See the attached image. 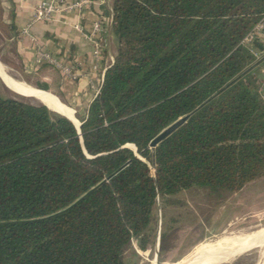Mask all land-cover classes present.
Returning a JSON list of instances; mask_svg holds the SVG:
<instances>
[{
    "label": "trees",
    "instance_id": "trees-1",
    "mask_svg": "<svg viewBox=\"0 0 264 264\" xmlns=\"http://www.w3.org/2000/svg\"><path fill=\"white\" fill-rule=\"evenodd\" d=\"M263 15L264 0H112L116 51L79 132L0 95V264H126L157 197L264 176V58L242 42Z\"/></svg>",
    "mask_w": 264,
    "mask_h": 264
},
{
    "label": "crops",
    "instance_id": "crops-1",
    "mask_svg": "<svg viewBox=\"0 0 264 264\" xmlns=\"http://www.w3.org/2000/svg\"><path fill=\"white\" fill-rule=\"evenodd\" d=\"M40 1L0 0V81L15 95L21 96L16 93L20 92L27 96L26 89L50 110L59 114L56 110L64 111L76 121V116L83 115L96 96L95 87L116 51L111 21L105 24L98 58L94 57L93 45L87 37L95 20L101 17L112 20V0H91L79 10L57 12L49 20L31 22L34 7ZM26 28L44 50L70 68V75L49 64L30 69L34 42L23 33ZM250 48L257 59L264 58V29ZM261 67L264 75V61ZM16 74L29 79L14 77ZM261 92L264 98V84Z\"/></svg>",
    "mask_w": 264,
    "mask_h": 264
},
{
    "label": "rangeland",
    "instance_id": "rangeland-1",
    "mask_svg": "<svg viewBox=\"0 0 264 264\" xmlns=\"http://www.w3.org/2000/svg\"><path fill=\"white\" fill-rule=\"evenodd\" d=\"M14 77L29 79L18 74ZM0 95L40 102L15 95L1 81ZM153 214L151 243L145 250L138 248L135 240L125 246L122 258L126 264H152L156 255V264H190L189 259L199 250H205L210 257L214 254L208 263L216 264L215 254L221 253L222 258H227L246 246L245 251L220 264H262L264 260V176L233 192L191 187L166 199L158 197ZM165 229L174 230L177 237L169 250L160 253L158 230L161 233ZM186 259L187 262L180 263Z\"/></svg>",
    "mask_w": 264,
    "mask_h": 264
},
{
    "label": "built area",
    "instance_id": "built-area-1",
    "mask_svg": "<svg viewBox=\"0 0 264 264\" xmlns=\"http://www.w3.org/2000/svg\"><path fill=\"white\" fill-rule=\"evenodd\" d=\"M91 0H41L34 7L33 17L31 22L49 20L57 12L68 11L72 9H81L84 6H88ZM111 20L108 17H101L93 22L91 31L87 34L88 39L93 45V55L95 58H98L101 51V36L105 33V24L109 23ZM78 27V26H77ZM264 29V15L257 22V24L246 34L242 42L251 47L252 42L255 37ZM23 33L29 35L34 42V60L30 66V69L37 68L42 64H49L60 69L64 74L70 75L71 70L68 66L59 61L56 57L51 55L49 52L43 49V47L37 43L35 38L30 35V31L26 28ZM251 49V48H250ZM256 56V53L251 50ZM104 73L100 76V83L95 87V94L98 93ZM264 84V75L263 81Z\"/></svg>",
    "mask_w": 264,
    "mask_h": 264
},
{
    "label": "water",
    "instance_id": "water-1",
    "mask_svg": "<svg viewBox=\"0 0 264 264\" xmlns=\"http://www.w3.org/2000/svg\"><path fill=\"white\" fill-rule=\"evenodd\" d=\"M66 117L68 120L71 121V119H69L67 116ZM187 116L181 117L180 119H178L176 122H174L172 125H170L168 128H166L163 132H161L157 137H155L151 142H150V146L153 147L161 138H163L164 136H166L170 131H172L174 128H176L180 123H182ZM72 124L75 126V128L78 130L79 132V127H80V123L78 122V124L76 125L73 121H71ZM130 146V145H127ZM133 146V145H131ZM158 198V197H157ZM159 238H160V233L158 230V236H157V245L159 244ZM247 249V247L235 252L232 255H228L227 258H233L236 255H239L240 253H242L243 251H245ZM216 256H214V260L217 261L216 264H220L222 262H224L227 258H222L224 255L221 253H217L215 254ZM206 256V255H205ZM184 258V257H183ZM156 259H157V255H156ZM182 260V259H181ZM185 261L187 262V259L184 260V262H180V263H185ZM262 264H264V260L262 262Z\"/></svg>",
    "mask_w": 264,
    "mask_h": 264
},
{
    "label": "bare ground",
    "instance_id": "bare-ground-1",
    "mask_svg": "<svg viewBox=\"0 0 264 264\" xmlns=\"http://www.w3.org/2000/svg\"><path fill=\"white\" fill-rule=\"evenodd\" d=\"M25 94L27 95V97H32V98H36L38 100H41L39 97H36L34 96L31 92H29L28 90L25 89ZM73 121V119L71 120ZM76 125L78 124V122L76 123L75 121H73ZM247 247V246H246ZM245 248V247H244ZM201 249V248H200ZM243 249V248H242ZM241 249H236V252L239 251ZM205 251V250H204ZM203 250H199L196 254V256L194 258H190L189 259V262L190 264H210L208 262H210L213 258V255L212 257H210L209 255L205 254ZM206 255V256H205ZM155 261L157 262V260L155 259ZM154 260L152 261V264H156Z\"/></svg>",
    "mask_w": 264,
    "mask_h": 264
}]
</instances>
